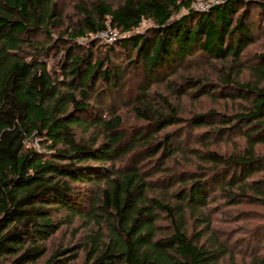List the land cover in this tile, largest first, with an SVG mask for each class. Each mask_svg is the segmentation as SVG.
Here are the masks:
<instances>
[{
	"label": "trees",
	"instance_id": "obj_1",
	"mask_svg": "<svg viewBox=\"0 0 264 264\" xmlns=\"http://www.w3.org/2000/svg\"><path fill=\"white\" fill-rule=\"evenodd\" d=\"M59 1L0 0V264L77 262L75 246L52 254L48 246L76 224L90 230L80 264H220L228 255L239 264L205 211L216 198L264 206V53L246 59L264 35V0L206 12L193 8L197 0H97L66 29L73 47L57 48L51 69L46 61L64 40L52 33ZM145 21L153 27L135 33ZM108 28L127 35L118 44L127 69L76 45ZM196 65L210 74L194 73ZM131 70L140 84L128 100ZM183 98L227 109L186 117ZM126 104L143 123L130 131L117 111ZM205 127L204 148L188 151L204 170L174 173L186 151L178 141ZM212 139H239L243 149L223 155ZM251 264H264V253Z\"/></svg>",
	"mask_w": 264,
	"mask_h": 264
},
{
	"label": "rangeland",
	"instance_id": "obj_2",
	"mask_svg": "<svg viewBox=\"0 0 264 264\" xmlns=\"http://www.w3.org/2000/svg\"><path fill=\"white\" fill-rule=\"evenodd\" d=\"M122 0H111L114 6H117ZM229 0H197L193 6L195 10H201L205 8L208 4H224ZM251 0H244V2H250ZM263 1V0H261ZM59 13L60 21L57 26L53 28L52 33L54 38L67 39L64 35L67 28L74 26L76 23H79L84 18L81 13V7L92 8L94 4H97V0H60L59 1ZM186 14L185 11H182L178 16ZM153 24L151 21H145L142 26L135 31V33H145L147 32ZM109 29V28H108ZM112 29V28H110ZM114 30V29H112ZM119 36L117 40L113 43H110L106 36L103 34L98 35H87L83 38H78L76 40V45L82 48H88L93 52L94 61H103L104 66L110 68L113 64L115 67L126 68V61L128 58V52L119 47V42L127 36L126 34L119 33L115 30ZM65 36V37H64ZM60 41L55 50L51 52L50 58L44 61L48 64L49 68L57 69L62 53H58L57 48H60L62 51L65 48L73 47V44ZM94 41V44L92 43ZM114 44L111 48L109 45ZM264 53V35L257 39L255 44L248 48L246 59L252 60L256 55ZM198 65L195 66L194 73H208L205 70L197 71ZM58 71V70H55ZM186 73L181 72L180 75ZM210 74V72L208 73ZM175 78V77H173ZM172 78V79H173ZM177 78V76H176ZM140 84V75L138 71H130V74L126 80V90L125 95L128 100H130L131 95L135 97L139 89ZM101 85V84H100ZM161 91L166 90L165 87L160 88ZM164 93V92H163ZM164 95H167L165 92ZM170 97L169 95H167ZM132 97V98H133ZM171 98V97H170ZM134 99V98H133ZM172 100V99H171ZM174 101V99H173ZM181 107L185 111L186 117L193 113V111H202L212 108H218L220 111H226L225 102L213 103L209 99L204 100L203 104L200 107H196L193 103L187 98L181 99ZM132 106L126 104L121 105L118 108V113L123 117L124 128L127 131L132 130L133 128L142 125L143 123L140 120H137L135 115L132 112ZM231 109L232 106L230 105ZM169 129L168 131H170ZM205 131L207 128H202L198 130H191L188 132L187 141L181 140L178 143H181V147L185 148V152H181L176 156V158L171 163V168L174 173L176 172H189L194 173L195 171L200 172L205 166L199 161L198 157L194 154L189 153L190 149L196 151H201L204 148L205 142H207L208 137H206ZM186 137V136H185ZM202 140L204 142H202ZM235 144H230V142H218L214 143L212 139L209 142L211 150L218 151L223 155L232 156L239 153L243 149V143L239 139L234 140ZM33 144V143H30ZM37 149L40 152H44L43 148L38 145ZM46 153V152H44ZM149 172L155 174L157 171L154 169L153 165L149 164ZM204 170V169H203ZM159 177V175H158ZM208 210H206V215L210 216L212 219V232L217 236L227 247L228 251L233 254L236 261L239 264H251L252 257L256 254L264 253V206H252L249 205L246 201L241 202V204H234V202H225L221 199H214ZM257 225H263L254 230ZM79 226V224H76ZM76 226L68 227L61 230L54 239H52L49 246V254H52L54 251L61 247H71L75 246L77 253L79 254V259L77 262L72 264H80L83 260L82 252L79 251L80 247L84 245L85 237L88 235L90 230L79 227V230ZM191 226L195 229V224L192 222ZM75 234V237L73 236ZM229 255L226 256L220 264H229Z\"/></svg>",
	"mask_w": 264,
	"mask_h": 264
},
{
	"label": "built area",
	"instance_id": "obj_3",
	"mask_svg": "<svg viewBox=\"0 0 264 264\" xmlns=\"http://www.w3.org/2000/svg\"><path fill=\"white\" fill-rule=\"evenodd\" d=\"M241 1H244V0H241ZM195 4V3H194ZM216 5H220V3H218V4H208L205 8H201V10H198V11H200V12H206V11H208V10H210L213 6H216ZM194 6V5H193ZM99 34H103L104 36H106L107 37V39H108V41L110 42V43H113V42H115L116 40H117V38H118V36H119V34L115 31V30H112V29H108L107 31H105V32H102V33H99ZM98 35V34H97ZM34 146L35 147H38V143L37 142H35L34 143Z\"/></svg>",
	"mask_w": 264,
	"mask_h": 264
}]
</instances>
